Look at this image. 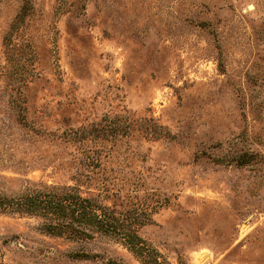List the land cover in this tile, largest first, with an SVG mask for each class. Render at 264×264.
<instances>
[{
	"label": "rangeland",
	"instance_id": "1",
	"mask_svg": "<svg viewBox=\"0 0 264 264\" xmlns=\"http://www.w3.org/2000/svg\"><path fill=\"white\" fill-rule=\"evenodd\" d=\"M0 196V264H264V0H0Z\"/></svg>",
	"mask_w": 264,
	"mask_h": 264
},
{
	"label": "trees",
	"instance_id": "2",
	"mask_svg": "<svg viewBox=\"0 0 264 264\" xmlns=\"http://www.w3.org/2000/svg\"><path fill=\"white\" fill-rule=\"evenodd\" d=\"M11 202V200H10ZM9 200L7 201V199L4 196H0V208L5 207L6 205L10 204ZM17 205H21L22 203H20L19 201L17 203H15ZM49 205L52 207L53 203H49Z\"/></svg>",
	"mask_w": 264,
	"mask_h": 264
}]
</instances>
